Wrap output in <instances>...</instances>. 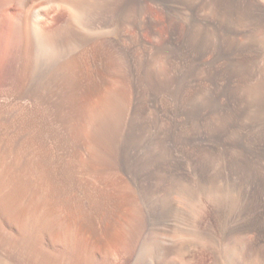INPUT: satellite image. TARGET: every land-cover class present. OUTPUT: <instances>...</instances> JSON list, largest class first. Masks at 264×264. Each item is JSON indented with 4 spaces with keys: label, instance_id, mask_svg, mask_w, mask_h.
I'll use <instances>...</instances> for the list:
<instances>
[{
    "label": "bare ground",
    "instance_id": "obj_1",
    "mask_svg": "<svg viewBox=\"0 0 264 264\" xmlns=\"http://www.w3.org/2000/svg\"><path fill=\"white\" fill-rule=\"evenodd\" d=\"M68 1L83 32L40 34L46 64L0 93V249L102 264L139 227L136 264L201 238L264 264V0Z\"/></svg>",
    "mask_w": 264,
    "mask_h": 264
},
{
    "label": "rangeland",
    "instance_id": "obj_2",
    "mask_svg": "<svg viewBox=\"0 0 264 264\" xmlns=\"http://www.w3.org/2000/svg\"><path fill=\"white\" fill-rule=\"evenodd\" d=\"M4 1L0 0V10L2 9L0 11V93L5 92L6 94L13 95L23 89L25 83L32 75L33 67L46 64L47 62L46 52H44L43 47L39 44L38 37L45 34H56V36L65 34L76 38L83 31L81 27L79 28L75 24L72 10L69 4H67L69 3L68 0H49L48 2L47 0H12L6 7H4ZM14 23L16 26L18 24L19 28L16 27L14 30L15 33L13 32L15 27V25L13 27ZM11 32L15 34L13 38H10ZM20 39L21 41H19ZM21 105H17L16 112L22 108ZM0 121L2 120L0 119ZM203 205L198 211L199 213L195 214L196 216H194L192 221L184 220V225L191 228L196 224L201 230L206 228L211 217V212L207 203ZM137 228L136 230L129 231L126 238H123L118 246L115 247L116 249L114 248L115 250H113L112 256L110 255L103 262L104 264H136L144 242L142 229ZM6 230L8 233H12L10 229ZM188 231L190 230L188 229ZM200 241V244L195 247V250L183 258L184 264H216V249H214L208 240L201 238ZM51 250L54 253L61 251L59 246ZM0 264L17 263L8 257L6 252L0 249Z\"/></svg>",
    "mask_w": 264,
    "mask_h": 264
}]
</instances>
